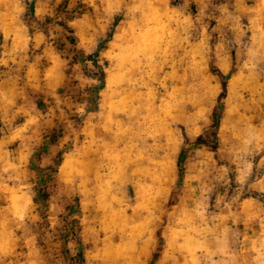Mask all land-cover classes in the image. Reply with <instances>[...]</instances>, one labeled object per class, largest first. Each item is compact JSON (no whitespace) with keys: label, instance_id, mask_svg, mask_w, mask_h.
Listing matches in <instances>:
<instances>
[{"label":"rangeland","instance_id":"obj_1","mask_svg":"<svg viewBox=\"0 0 264 264\" xmlns=\"http://www.w3.org/2000/svg\"><path fill=\"white\" fill-rule=\"evenodd\" d=\"M1 27L0 264H264V0H0Z\"/></svg>","mask_w":264,"mask_h":264},{"label":"crops","instance_id":"obj_2","mask_svg":"<svg viewBox=\"0 0 264 264\" xmlns=\"http://www.w3.org/2000/svg\"><path fill=\"white\" fill-rule=\"evenodd\" d=\"M0 34L3 40H5V29H3L2 27L0 29ZM6 46L9 47L8 41ZM9 54L10 52L8 51L3 53V55H1L0 61H2V63L5 62L9 63V60L11 59V56H9ZM12 82L13 80L11 78L0 79V123H6L4 122V120H7L8 122L9 120H14L16 118V117L14 118V116L17 113V108L19 107V91L13 88V85L11 84ZM166 243L167 242H165V245ZM187 243L192 245L194 244V241L189 239V241L187 242L186 239H183L179 243V246L180 245L182 246ZM149 246H150L149 243L143 244L140 254L136 258L137 259L136 264H146L149 257V253H148ZM167 254L168 252L166 251L165 248V250L161 251L155 264H164V260ZM174 257L176 264L178 261H182V258L186 259V256L181 257L175 255ZM196 258L201 259L203 257H201L198 253H196Z\"/></svg>","mask_w":264,"mask_h":264}]
</instances>
